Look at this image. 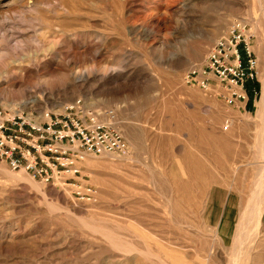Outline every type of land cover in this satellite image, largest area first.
<instances>
[{
  "label": "rangeland",
  "instance_id": "obj_1",
  "mask_svg": "<svg viewBox=\"0 0 264 264\" xmlns=\"http://www.w3.org/2000/svg\"><path fill=\"white\" fill-rule=\"evenodd\" d=\"M236 20L256 34L246 107L182 81ZM263 76L264 0H0V108L82 97L114 108L130 145L85 160L90 201L0 162V264H264V223L251 254L230 252L264 176Z\"/></svg>",
  "mask_w": 264,
  "mask_h": 264
},
{
  "label": "built area",
  "instance_id": "obj_2",
  "mask_svg": "<svg viewBox=\"0 0 264 264\" xmlns=\"http://www.w3.org/2000/svg\"><path fill=\"white\" fill-rule=\"evenodd\" d=\"M255 31L236 20L209 49L201 64L182 77L186 86L198 87L229 106L245 107L250 92L257 96L258 59ZM114 108L77 98L60 110L0 108V162L34 180L59 188L75 200L90 201L93 189L83 180V164L92 156H128L130 145L119 130ZM226 128L229 124L225 125Z\"/></svg>",
  "mask_w": 264,
  "mask_h": 264
},
{
  "label": "bare ground",
  "instance_id": "obj_3",
  "mask_svg": "<svg viewBox=\"0 0 264 264\" xmlns=\"http://www.w3.org/2000/svg\"><path fill=\"white\" fill-rule=\"evenodd\" d=\"M53 54L59 57L60 61L63 60V62L61 61L62 63L66 62L64 61V58L68 56V53L59 52L58 54L56 52ZM50 64L51 62H49L48 64H45V66H41V64L36 63L33 70L25 69V72L33 71L34 73L38 74L40 73L42 68L46 70H50L51 69ZM103 71L104 72L107 71L106 67L103 68ZM89 75H90V71H84V73H82L81 76L76 77L77 82L85 81L86 80L85 77ZM262 83H263V87H262L261 97L258 102V110L256 112V117L259 119L258 125L261 128V134L259 136V139H260V148H259L260 154L259 155H261V157L264 159V76H263ZM257 185H258L257 191L250 197L246 205L243 206V208L240 210L239 217L236 222V226H235V230L233 234L234 243H233V247H231L230 249L231 254H248V255L251 254L253 252L254 245H255L254 243L256 241L255 237L258 234V231L263 226V223H264V218H263L264 217V176L263 178L262 177L260 178V182H258ZM236 260H237L236 258H233L230 264H236Z\"/></svg>",
  "mask_w": 264,
  "mask_h": 264
},
{
  "label": "trees",
  "instance_id": "obj_4",
  "mask_svg": "<svg viewBox=\"0 0 264 264\" xmlns=\"http://www.w3.org/2000/svg\"><path fill=\"white\" fill-rule=\"evenodd\" d=\"M253 86H256V88L259 91V89H260L259 82L256 81L255 83H250L249 86H248V88L253 87ZM253 97H254V94L252 92H250V100H249V103H248L249 106H251V104H252Z\"/></svg>",
  "mask_w": 264,
  "mask_h": 264
}]
</instances>
